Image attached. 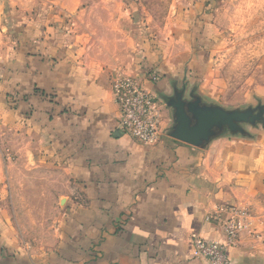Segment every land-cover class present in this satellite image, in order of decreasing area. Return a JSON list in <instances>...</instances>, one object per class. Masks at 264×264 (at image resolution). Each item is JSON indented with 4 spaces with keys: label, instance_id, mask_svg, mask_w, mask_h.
I'll use <instances>...</instances> for the list:
<instances>
[{
    "label": "crops",
    "instance_id": "0c3cea01",
    "mask_svg": "<svg viewBox=\"0 0 264 264\" xmlns=\"http://www.w3.org/2000/svg\"><path fill=\"white\" fill-rule=\"evenodd\" d=\"M12 30L0 122L20 133L27 166L55 174L51 192L64 206L53 234L29 247L0 195V264H209L193 258V239L222 243L231 207L249 218L229 264H264L262 126L204 149L166 135L140 144L118 130L111 74L78 37L30 17Z\"/></svg>",
    "mask_w": 264,
    "mask_h": 264
},
{
    "label": "rangeland",
    "instance_id": "374dc122",
    "mask_svg": "<svg viewBox=\"0 0 264 264\" xmlns=\"http://www.w3.org/2000/svg\"><path fill=\"white\" fill-rule=\"evenodd\" d=\"M29 17L78 37L112 82L130 78L150 94L160 139L172 124L164 98L174 88L226 109L264 104V0H0V57L13 25ZM5 99L16 106L12 94ZM19 134L0 122V181L11 187L0 195L11 202L19 242L35 247L53 234L64 204L51 192L55 174L27 166Z\"/></svg>",
    "mask_w": 264,
    "mask_h": 264
},
{
    "label": "built area",
    "instance_id": "2783aa9c",
    "mask_svg": "<svg viewBox=\"0 0 264 264\" xmlns=\"http://www.w3.org/2000/svg\"><path fill=\"white\" fill-rule=\"evenodd\" d=\"M113 100L117 106L118 130L134 141L153 146L160 140V114L154 99L130 78L112 82ZM223 221L224 241L193 239L194 259L206 260L209 264H229L227 251L232 247L249 218L246 210L229 208Z\"/></svg>",
    "mask_w": 264,
    "mask_h": 264
},
{
    "label": "water",
    "instance_id": "95a60500",
    "mask_svg": "<svg viewBox=\"0 0 264 264\" xmlns=\"http://www.w3.org/2000/svg\"><path fill=\"white\" fill-rule=\"evenodd\" d=\"M164 103L172 115L166 136L198 149H204L223 135L249 137L245 125L251 128L262 126L264 129V104L226 109L204 102L195 90H191L187 98L184 87L180 90L174 88L173 94L164 98Z\"/></svg>",
    "mask_w": 264,
    "mask_h": 264
}]
</instances>
